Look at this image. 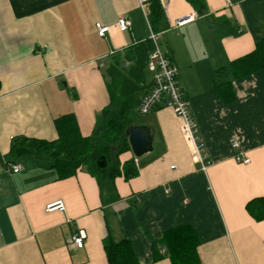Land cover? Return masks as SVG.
Masks as SVG:
<instances>
[{"label": "crops", "instance_id": "obj_1", "mask_svg": "<svg viewBox=\"0 0 264 264\" xmlns=\"http://www.w3.org/2000/svg\"><path fill=\"white\" fill-rule=\"evenodd\" d=\"M160 1L168 28L159 37L177 67L209 164L202 170L191 160L180 119L158 106L135 123L153 129L152 149L119 155L121 163L133 159L138 174L115 177L118 199L105 203L84 169L58 178L32 155L9 151L16 137L53 140L54 119L63 114L74 115L82 135L92 133L109 102L108 63L148 38L145 6L138 0H0V264H108L107 234L127 239L138 264H172L161 237L181 224L197 233L198 264H264V219L245 209L264 196V68L233 80L231 103L215 89L229 77L219 69L264 38V0H205L206 16L185 0ZM186 14L194 19L175 27ZM119 16L131 20L127 31L117 28ZM209 16L226 17L241 33L221 36ZM96 23L109 26L104 37ZM233 141L249 162L234 160ZM15 163L22 169L11 172ZM57 199L64 211L46 212ZM79 228L86 235L81 248L70 242Z\"/></svg>", "mask_w": 264, "mask_h": 264}, {"label": "trees", "instance_id": "obj_2", "mask_svg": "<svg viewBox=\"0 0 264 264\" xmlns=\"http://www.w3.org/2000/svg\"><path fill=\"white\" fill-rule=\"evenodd\" d=\"M198 16H206L208 9L205 0H185ZM148 23L155 33L168 28L164 7L160 0H147L145 3ZM221 36H238L239 27L226 17L209 16ZM151 40L144 39L128 46L123 54H114L106 69L109 102L95 123L90 135L80 133L73 114H63L54 119L56 137L53 140H40L27 137L13 138L9 155L19 157L32 155L35 160L54 168L58 178L73 176L78 169H84L93 176L101 190V200L110 203L118 199L115 190V177L129 180L138 174L133 159L119 160V155L130 150L127 130L134 125L137 117L135 107L140 97L146 93L150 80L145 78L146 61L152 50ZM127 64L125 65V63ZM264 68V38L255 42L254 48L219 69L226 71L228 79L219 80L215 89L223 103L235 99L232 82L235 79ZM104 156L106 166L97 168L96 160ZM253 219H264V196L255 197L245 205ZM172 264H198L197 246L199 240L193 226L181 224L166 230L161 237ZM103 249L108 264H138L130 242L121 238L113 239L107 234L103 239ZM155 258H158L155 255Z\"/></svg>", "mask_w": 264, "mask_h": 264}, {"label": "built area", "instance_id": "obj_3", "mask_svg": "<svg viewBox=\"0 0 264 264\" xmlns=\"http://www.w3.org/2000/svg\"><path fill=\"white\" fill-rule=\"evenodd\" d=\"M147 0H138L139 5L144 8ZM194 19L193 14H186L178 17L174 26L178 27ZM131 20L125 16H119L116 22L117 28L121 31H127L130 27ZM109 30V26L95 24V31L98 36L104 37ZM148 39L152 42V50L148 54L146 69L150 72V86L144 93L135 107L138 115H146L156 107H168L180 119V130L185 142L189 147L191 160L198 163L204 170L209 161L204 152V146L197 134V123L195 122L189 108V101L178 83V71L167 50L161 48L159 43L160 33L152 31L148 23ZM127 62L125 63V65ZM102 66V64H100ZM234 150V160L236 162H249V158L242 157V152L238 149L239 144L236 141L231 143ZM11 172H18L22 169L19 163L9 166ZM65 206L62 200L57 199L47 203L44 207L46 212L64 211ZM85 232L79 228L70 238V242L75 247L81 248L85 243Z\"/></svg>", "mask_w": 264, "mask_h": 264}, {"label": "water", "instance_id": "obj_4", "mask_svg": "<svg viewBox=\"0 0 264 264\" xmlns=\"http://www.w3.org/2000/svg\"><path fill=\"white\" fill-rule=\"evenodd\" d=\"M127 137L130 149L135 157L152 149L153 129L143 125H131L127 130ZM97 168H104L106 166V159L104 156H99L96 160Z\"/></svg>", "mask_w": 264, "mask_h": 264}, {"label": "rangeland", "instance_id": "obj_5", "mask_svg": "<svg viewBox=\"0 0 264 264\" xmlns=\"http://www.w3.org/2000/svg\"><path fill=\"white\" fill-rule=\"evenodd\" d=\"M159 43L162 49H164V42L162 40V37H159ZM151 74L148 70L145 71V78L148 80L150 79ZM146 118V115H137V117L134 120V123L142 122Z\"/></svg>", "mask_w": 264, "mask_h": 264}]
</instances>
